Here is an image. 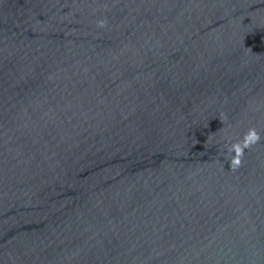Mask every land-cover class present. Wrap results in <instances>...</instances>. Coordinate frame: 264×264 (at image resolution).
<instances>
[{"label":"water","instance_id":"water-1","mask_svg":"<svg viewBox=\"0 0 264 264\" xmlns=\"http://www.w3.org/2000/svg\"><path fill=\"white\" fill-rule=\"evenodd\" d=\"M0 264H264V0H0Z\"/></svg>","mask_w":264,"mask_h":264}]
</instances>
